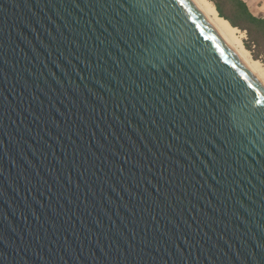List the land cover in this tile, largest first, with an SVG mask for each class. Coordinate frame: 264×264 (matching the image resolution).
Masks as SVG:
<instances>
[{
	"label": "water",
	"instance_id": "water-1",
	"mask_svg": "<svg viewBox=\"0 0 264 264\" xmlns=\"http://www.w3.org/2000/svg\"><path fill=\"white\" fill-rule=\"evenodd\" d=\"M0 264H264V88L191 0H0Z\"/></svg>",
	"mask_w": 264,
	"mask_h": 264
},
{
	"label": "bare ground",
	"instance_id": "bare-ground-1",
	"mask_svg": "<svg viewBox=\"0 0 264 264\" xmlns=\"http://www.w3.org/2000/svg\"><path fill=\"white\" fill-rule=\"evenodd\" d=\"M191 2L264 88L263 67L258 61L251 59L249 53L243 48L239 37L236 35L239 33L238 30L232 27L225 19L219 17L213 4L208 0H191Z\"/></svg>",
	"mask_w": 264,
	"mask_h": 264
},
{
	"label": "trees",
	"instance_id": "trees-1",
	"mask_svg": "<svg viewBox=\"0 0 264 264\" xmlns=\"http://www.w3.org/2000/svg\"><path fill=\"white\" fill-rule=\"evenodd\" d=\"M217 12L232 27L246 32L247 36L259 46L264 44V17L252 16L240 0H208Z\"/></svg>",
	"mask_w": 264,
	"mask_h": 264
},
{
	"label": "rangeland",
	"instance_id": "rangeland-1",
	"mask_svg": "<svg viewBox=\"0 0 264 264\" xmlns=\"http://www.w3.org/2000/svg\"><path fill=\"white\" fill-rule=\"evenodd\" d=\"M238 30L239 40L243 46V48L249 53L251 59L258 61L264 70V44L263 42L259 43V46H255V43L251 40L249 36H247L246 32L243 30ZM242 36V37H241Z\"/></svg>",
	"mask_w": 264,
	"mask_h": 264
},
{
	"label": "crops",
	"instance_id": "crops-1",
	"mask_svg": "<svg viewBox=\"0 0 264 264\" xmlns=\"http://www.w3.org/2000/svg\"><path fill=\"white\" fill-rule=\"evenodd\" d=\"M254 17H264V0H240Z\"/></svg>",
	"mask_w": 264,
	"mask_h": 264
}]
</instances>
